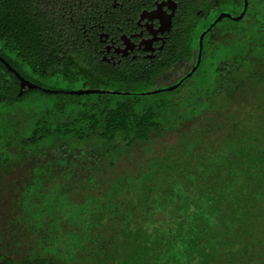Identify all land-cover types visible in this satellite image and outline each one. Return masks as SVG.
Returning <instances> with one entry per match:
<instances>
[{
    "label": "trees",
    "instance_id": "obj_1",
    "mask_svg": "<svg viewBox=\"0 0 264 264\" xmlns=\"http://www.w3.org/2000/svg\"><path fill=\"white\" fill-rule=\"evenodd\" d=\"M45 1L43 12L41 0L28 9L0 0V56L42 87L60 75L109 82L73 40L80 24L48 10L59 0ZM188 79L193 92L177 102L170 95L184 83L151 96L18 95L17 78L0 63V206L8 191L21 213V184H33L40 165L62 163L81 181L69 195L75 214H61L59 247L33 244L19 254V239L0 232V264H264V0L211 31ZM43 95L66 99L50 104ZM169 137L157 154L118 164L133 147ZM22 163L20 184L4 181Z\"/></svg>",
    "mask_w": 264,
    "mask_h": 264
},
{
    "label": "flooded vegetation",
    "instance_id": "obj_2",
    "mask_svg": "<svg viewBox=\"0 0 264 264\" xmlns=\"http://www.w3.org/2000/svg\"><path fill=\"white\" fill-rule=\"evenodd\" d=\"M11 1L28 9L29 0ZM246 1L242 18L234 22L244 19L252 0ZM96 3V11L87 9L81 17L74 15L76 21L73 17L69 19L73 25L80 24L81 37L76 34L73 40L78 39L81 50L94 54L96 73L101 72L111 83H152L177 71L188 72L196 61L200 32L222 12L238 16L244 0H97ZM40 5L45 12L46 4ZM61 13L62 10L56 11L54 16ZM226 20L233 21L223 18L213 30ZM194 44L196 48H192Z\"/></svg>",
    "mask_w": 264,
    "mask_h": 264
},
{
    "label": "rangeland",
    "instance_id": "obj_3",
    "mask_svg": "<svg viewBox=\"0 0 264 264\" xmlns=\"http://www.w3.org/2000/svg\"><path fill=\"white\" fill-rule=\"evenodd\" d=\"M84 4L80 7L78 6L79 0H70L68 6H63L67 4L66 0H59L58 3L54 1L50 2V8L53 9V13L56 11H61L63 19L69 20L72 15L75 17L81 16L84 12L90 11L93 12L97 10L94 6H90L91 3L96 2L97 0H83ZM41 2L46 3L45 0ZM89 5V6H88ZM65 9V10H64ZM57 16H59L57 14ZM59 23V22H58ZM60 23H63L60 22ZM59 23V24H60ZM183 71H177L171 73L169 77L165 80H160L157 78L152 83H111V82H88L81 78L75 77H65L57 76L49 79H45L42 83L46 88H51L54 90H80V89H106V90H117V91H129V92H144L151 89H156L160 87H168L181 77ZM193 79H188L184 82V85L174 94L170 95L171 99L183 100L189 96L190 89L194 86ZM47 102L60 103L63 102L66 97L61 96H45ZM85 100L84 98H82ZM92 98H89L90 101ZM179 99V100H178ZM139 101H146L144 98L138 99ZM197 108V107H195ZM47 105L35 109H30L29 112L43 113L47 110ZM231 119V118H230ZM229 120V119H227ZM225 120V127L223 130L229 129ZM230 121V120H229ZM229 123V122H228ZM15 128H20L24 126V123L16 121V124L13 125ZM174 139L169 138H156L151 144H145L133 147L131 150H128L118 159V164L120 166H132L135 161L138 159H146L152 154H157V152L162 149L167 144L171 143ZM121 149V150H120ZM119 151L124 152V149L120 148ZM218 150V149H217ZM181 161L185 160L184 155L180 156ZM25 167V164H20L16 167V170L13 171L10 175L5 177L4 181H14V179H20L17 182L19 185L21 179H24V175L21 174V169ZM63 167V170H60ZM182 168V167H181ZM180 168L172 173L165 175L161 173L159 177H172L178 172ZM35 172V177L33 179V184L30 186L28 183L22 182L20 188V198L19 206L21 213L15 205L13 204V195L7 191L6 195L3 196V201L0 206V232L4 233L3 236L5 240L7 237L13 236V239H19V254L21 253V247L26 249L33 245L41 247L39 245H44L46 243L47 249L50 252H53L54 248L59 247L60 243V233L62 231L61 227V214L66 210H71L72 214H75L74 211L76 207V202L72 201L69 197L70 193L73 191L74 183H80L76 177H73L71 174H67L65 166L60 163L59 165L52 166H37L33 168ZM183 174L187 175V172L183 169ZM82 205V204H81ZM66 209V210H65ZM13 215V216H12ZM64 216V215H63ZM7 220L12 221L10 225L6 224ZM20 223V224H19ZM8 225V226H7ZM22 225V226H21ZM22 228L25 230V236L22 235ZM10 231V233L6 231ZM4 243L0 242V248ZM16 244V243H14ZM18 244V243H17ZM29 245V246H28ZM2 250V248H1ZM3 253V250L1 251Z\"/></svg>",
    "mask_w": 264,
    "mask_h": 264
},
{
    "label": "water",
    "instance_id": "obj_4",
    "mask_svg": "<svg viewBox=\"0 0 264 264\" xmlns=\"http://www.w3.org/2000/svg\"><path fill=\"white\" fill-rule=\"evenodd\" d=\"M247 1L244 0V4L242 10L238 16H233L229 13L222 12L220 13L209 25L206 29L202 30L198 36V47H197V55L196 61L192 68L184 73L174 84L168 87H160L156 89L147 90L144 92H129V91H117V90H106V89H80V90H54L51 88H46L39 86L28 79L21 76L15 68H13L2 56H0V63H2L18 80L19 82V92L18 95H21L24 90H32L37 89L47 93L52 94H66V95H112V96H151L156 94L170 93L178 89L188 78H190L196 70L199 68L203 47H204V38L205 36L213 30L218 22H220L223 18H230L233 21H238L242 18L245 10H246Z\"/></svg>",
    "mask_w": 264,
    "mask_h": 264
}]
</instances>
